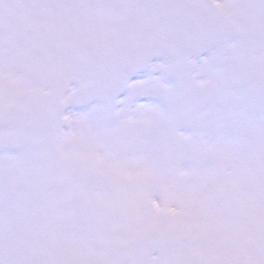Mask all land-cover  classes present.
<instances>
[{
    "label": "snow or ice",
    "instance_id": "obj_1",
    "mask_svg": "<svg viewBox=\"0 0 264 264\" xmlns=\"http://www.w3.org/2000/svg\"><path fill=\"white\" fill-rule=\"evenodd\" d=\"M0 264H264V0H0Z\"/></svg>",
    "mask_w": 264,
    "mask_h": 264
}]
</instances>
